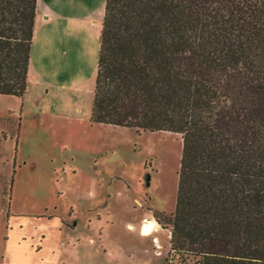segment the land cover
I'll return each mask as SVG.
<instances>
[{
	"label": "trees",
	"instance_id": "obj_1",
	"mask_svg": "<svg viewBox=\"0 0 264 264\" xmlns=\"http://www.w3.org/2000/svg\"><path fill=\"white\" fill-rule=\"evenodd\" d=\"M38 0H0V94L24 98ZM91 121L182 136L170 255L264 264V0H105Z\"/></svg>",
	"mask_w": 264,
	"mask_h": 264
},
{
	"label": "rangeland",
	"instance_id": "obj_2",
	"mask_svg": "<svg viewBox=\"0 0 264 264\" xmlns=\"http://www.w3.org/2000/svg\"><path fill=\"white\" fill-rule=\"evenodd\" d=\"M70 1L81 2L85 7H105V0ZM55 4L64 9L66 1L56 0ZM97 61L87 63L83 77L88 89L66 98L62 117L52 118L50 113L42 111L31 119L35 133L32 136L39 142L35 146L29 142L27 148L22 149L21 157L27 158L29 164L20 168L19 160L15 165L18 174L13 184L17 183L18 188L14 189L12 184L7 200V194L0 188V245L8 239L13 227L17 230V219L27 222V218L15 217V212L24 216L38 215L49 208L64 220L62 246L76 245L70 255L64 254L61 264H194L193 258L177 252L169 257L172 227H163L164 220L159 223L156 215L169 217L176 208L182 136L170 131H137L136 128L93 124L90 120L85 126L81 124L76 118L84 111L90 115L92 110ZM72 79L65 83L70 86ZM12 98L0 97V106L10 104ZM78 101L82 112L69 115V107ZM16 109L22 110L20 105ZM47 118L49 122L44 121ZM68 129L74 136L72 147L59 142L47 144ZM52 155L56 157L55 166L61 171L66 168L71 174L77 170V175L89 177L92 174L100 181V207L85 213H80L85 209L80 207L70 215L67 201L70 194L62 193L57 177L40 176L43 183L30 181L33 172L40 174L54 167ZM112 221L114 224H110ZM71 236H75V240Z\"/></svg>",
	"mask_w": 264,
	"mask_h": 264
},
{
	"label": "crops",
	"instance_id": "obj_3",
	"mask_svg": "<svg viewBox=\"0 0 264 264\" xmlns=\"http://www.w3.org/2000/svg\"><path fill=\"white\" fill-rule=\"evenodd\" d=\"M65 1L64 10L57 8L56 0H38L26 94L24 98L0 94V97H14L10 104L0 106V188L7 194L6 200L11 194L14 176L18 174L15 165L19 160L20 168L29 164L27 158L21 157L22 149H26L29 142H33L34 146L39 142L36 136H32L35 133L31 119L42 111L50 113L52 118L62 117L65 114L63 109L66 98L74 97L75 94L88 89L83 77L87 63L99 58V38L105 7L102 5L85 7V4L81 5V2L78 4V1ZM70 77L73 79L69 86L65 81H69ZM19 105L22 110L18 111L16 108ZM81 112L82 106L79 101L69 107V115ZM91 114L92 110L90 115L84 111L83 115L76 119L85 126L87 120L93 123ZM44 121L50 120L47 118ZM73 139L74 136L68 129L64 133L61 131L56 139L47 144L55 145L59 142L70 148ZM54 156L52 155L51 161L54 162V167L40 174L33 172L30 181L33 184L43 183L39 180L40 176L57 177L62 193L70 194L67 197L70 215L80 207L85 208L80 213L100 207L102 204L100 181L95 180L92 174L89 177L77 175V170L71 174L66 168L61 171V168L55 166ZM19 186L22 187L21 184ZM13 188H18L17 183L13 184ZM0 193H2L1 189ZM8 204L10 208V203ZM15 213L17 214L15 217L27 218V222L23 223V220L17 219V230L13 227L9 231L8 239L5 243H1L0 264H61L64 254L70 255L72 249L76 247V245L67 248L62 246L63 242L60 240L64 231V220L51 209L48 208L38 215L24 216ZM88 219L91 223L92 218ZM155 222L158 223L157 220ZM110 224H114V221ZM129 225L134 226L132 223ZM71 238L75 240V236Z\"/></svg>",
	"mask_w": 264,
	"mask_h": 264
}]
</instances>
